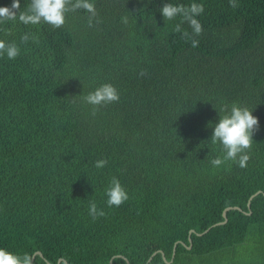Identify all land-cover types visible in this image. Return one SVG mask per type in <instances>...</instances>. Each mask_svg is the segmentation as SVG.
Here are the masks:
<instances>
[{
  "label": "trees",
  "instance_id": "16d2710c",
  "mask_svg": "<svg viewBox=\"0 0 264 264\" xmlns=\"http://www.w3.org/2000/svg\"><path fill=\"white\" fill-rule=\"evenodd\" d=\"M240 244L264 262V0H0V264Z\"/></svg>",
  "mask_w": 264,
  "mask_h": 264
},
{
  "label": "water",
  "instance_id": "95a60500",
  "mask_svg": "<svg viewBox=\"0 0 264 264\" xmlns=\"http://www.w3.org/2000/svg\"><path fill=\"white\" fill-rule=\"evenodd\" d=\"M257 193H259V191H256L255 193H253V194L251 195V197L249 198V200H250L254 195H256ZM249 200H248V202H247L248 205H249ZM232 208H237V209H239L238 207H227V208H224L223 211H222V216H223L222 221L216 222V223H214V224H212V225H216V224H220V223L222 224V223H224V222L226 221V219H227V218H226V211H227L228 209H232ZM210 227H211V226H209V227H208L207 229H205L204 231H202V232H200V233H196V234H197V235H201V234H203L204 232H206ZM192 232H194V231H193L192 229H189V231H188V245H187V248H190V246H191L190 234H191ZM175 245H176V242H175L174 245H173L172 256H173V254H174ZM159 252L162 254V251H159ZM155 253H156V252H153V253L149 256V258L147 259V261L145 262V264H148V262L151 260L152 256H153ZM35 254H39V255H41V253H40L39 251L34 252L33 255L31 256L30 260H29L28 262H26V263H23V262H20V261L14 260V259H11V260L13 261L14 264H31V262L33 261V258H34V255H35ZM121 257H123V256H121ZM162 257L164 258L163 254H162ZM0 259H7V257H3V256L0 255ZM60 260H62L63 262H65V260L59 258V259H58V264H59V261H60ZM126 263H127V264H130V263L128 262L127 259H126ZM48 264H49V263H48Z\"/></svg>",
  "mask_w": 264,
  "mask_h": 264
},
{
  "label": "rangeland",
  "instance_id": "374dc122",
  "mask_svg": "<svg viewBox=\"0 0 264 264\" xmlns=\"http://www.w3.org/2000/svg\"><path fill=\"white\" fill-rule=\"evenodd\" d=\"M249 246V245H248ZM246 244H240L236 246V258L239 260V264H264L263 261L255 259L250 256L248 249H251L250 246L248 247Z\"/></svg>",
  "mask_w": 264,
  "mask_h": 264
}]
</instances>
